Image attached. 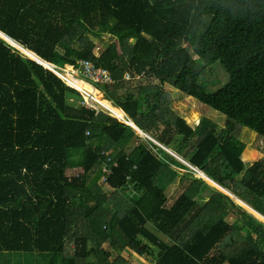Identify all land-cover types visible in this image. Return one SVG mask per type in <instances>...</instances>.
<instances>
[{
	"label": "trees",
	"instance_id": "16d2710c",
	"mask_svg": "<svg viewBox=\"0 0 264 264\" xmlns=\"http://www.w3.org/2000/svg\"><path fill=\"white\" fill-rule=\"evenodd\" d=\"M113 18L110 33L134 47L130 59L78 44L85 34L100 38ZM0 34V264L15 254L26 264H128L118 254L110 260L125 249L150 264H264V222L204 180L264 215V163L242 161L245 144L234 134L247 127L264 139V0H0ZM125 34L135 35L133 44ZM67 36L70 46L62 44ZM81 61L113 79L102 89L114 106H102L207 177L110 113L86 107L49 70ZM215 63L227 80L209 92L199 80ZM138 78L158 83L133 85ZM167 86L224 116V128L202 120L193 129L173 111ZM178 178L193 183L168 204L166 189ZM107 192L130 202L103 213Z\"/></svg>",
	"mask_w": 264,
	"mask_h": 264
},
{
	"label": "rangeland",
	"instance_id": "374dc122",
	"mask_svg": "<svg viewBox=\"0 0 264 264\" xmlns=\"http://www.w3.org/2000/svg\"><path fill=\"white\" fill-rule=\"evenodd\" d=\"M113 19H114V22H112L111 25L108 26V23H107L108 21H106L103 28H101L99 30V32L102 34V36L100 38H89L88 36H85L86 35L85 34L79 38L78 44L80 46L88 49L89 51L93 52L96 56H98L105 48H107L114 57H116L117 55H123L126 59H130L132 56V52H133L134 47L133 46H122L120 34L110 33L111 28L113 26H115V24H116V19L115 18H113ZM76 25L78 26V28L83 33L86 31V27L81 25V23L77 22ZM1 36H3V35H1ZM124 36H128L130 38L131 44H133V42L135 41L134 40V38H135L134 34H125ZM8 42H10V41H8ZM72 43H73V40L70 36L65 37L64 40L62 41V44H64L65 46H70ZM11 44L14 45L13 43H11ZM14 47L16 49H18L23 55L28 56L23 51L24 49L22 47L19 46V48H18L15 45H14ZM126 48H131V52L129 53ZM60 69H62V68L56 69L55 66H52V68H51V70L60 71L61 74H65V75H61V76L68 77L69 80L72 79L75 81L76 80L77 81H83V82L91 85L92 90L88 92L85 90L77 89L71 83V85L73 87H75L77 90L81 91L82 94H84L85 98H83V99H85V101H84L85 104L94 106L97 110L102 109L105 112H108L112 116L116 117L119 121L123 122L125 125H127V123H125L124 121L119 119L116 115L111 113L109 110L105 109V107L102 106L101 103H99V100H103V101H106L109 105L114 106V104H112L111 101L104 99L105 94L103 91L104 89H102V86H106L105 84L97 86L98 84L92 83L89 79L84 78L82 75V72L77 70V68L66 67V68H63L65 71L63 69L62 70H60ZM74 74H76V75H74ZM128 76L129 75H127L125 73L123 75V79L125 81L131 80L130 78H128ZM226 80H227V77H226L225 72L222 70V68L220 67V65L218 63H215L207 69L205 74L200 78L199 82L203 86H205V88L209 92H215ZM137 83H142L143 85H148V86H154L158 82L155 80H147L146 78H138L137 80H135L133 82V85L134 84L136 85ZM107 85H110V84H107ZM166 90L168 91V93L170 95L171 99H170L169 104L173 108V111H175L177 113V115L181 116L184 119V121L189 126H191L193 129H195L200 124V122L202 120H205L209 124L211 123L210 125H212V126L215 125V128L218 131L224 128L225 122H226L224 116H222L219 113H217L216 111L210 109L208 106L201 104L196 99H194L192 97H187L186 95H183L182 93L173 89L170 86H167ZM86 93L88 95H86ZM194 113H196L198 115L197 119H192V116H193L192 114H194ZM137 133H138V131H137ZM138 134L141 135L142 137H144L145 139L153 141L154 144L157 145L158 147L166 148L165 146H161L159 143L155 142L154 139L151 138L150 135L144 134V133L143 134L138 133ZM234 134H236L238 139L243 144H245V149H243L242 154H241L242 161H245V163L248 165H252L258 161L264 163V139L262 137L258 136L256 133H254L253 130H251L250 128H247V127L236 128L234 131ZM167 151H169L171 154L175 155L176 158L179 161H181L183 164H185V163H186L185 165L190 164L183 157H180L177 154H175V152L172 151L171 149H168ZM103 171H105V173L107 172L106 170H103ZM70 173H72V171H70ZM181 173H183V170L181 171ZM197 174H198V177H202L200 175V173H197ZM103 178L104 177L102 176L98 180L99 184H101L103 189L108 191L107 185L105 184ZM204 180L206 181V183L208 185L216 187L219 190L223 191V193L228 195L235 202L239 203L240 205H242V207H245L247 210H249V212H251L254 216H256V218L258 220L264 222L263 220H261L257 216V214L255 213V212H257L256 210H254L255 211L254 212L250 208V206L246 205L245 202H242L239 199H237L228 189H226L223 186L220 187L219 186L220 184L211 183L206 178H204ZM192 183H193L192 179H183V178H178L175 182L171 183L166 189V194L168 197V202H166V203H168V204L172 203L174 201V199L179 194H181L184 190H186ZM203 189H204V186H200V189L198 191V195L201 193V191ZM107 193H108V194H106L107 196H105V198L103 199L104 203H101V206H100V207L103 206L102 211H101L103 213L106 212V209H111L112 211L117 210V209H122L123 207H126L130 202L129 199L126 198L124 193H121V192H112V193L107 192ZM139 207H140V209L143 210V212H146L145 215L147 217L150 216L149 214H151V212L146 211L145 207L140 206V205H139ZM259 214H261V213H259ZM222 215L224 216V218L229 223L235 224V226L238 228L241 227V221L236 219L237 215L231 214L230 212H227V211H224L222 213ZM262 216H264V215H262ZM182 234H183L182 236L186 235V233H182ZM73 239H71V240H73ZM183 239H185V237ZM69 241H70V239L67 240L65 243L64 252L67 256H72L74 254V249H75V239L73 240V242H69ZM143 241L146 243L145 240H143ZM68 244H70V246ZM108 245H109L108 242H106L105 244L102 245V248L107 249ZM67 246H68V248H66ZM214 252H212V254ZM117 254L119 257L126 259L125 261L128 264H150L151 262H153V260H151V257L138 256V255L130 252L127 249L123 250L120 253H113L112 256L110 257V260H113V258H115V256ZM11 258L14 259L12 261V263H8V262L3 263L2 262L1 264H26L24 261L25 258H24L23 254L22 255L21 254H15V255L11 256ZM91 260H92V257H91ZM97 260H98V258L96 257V261ZM8 261H10V260H8Z\"/></svg>",
	"mask_w": 264,
	"mask_h": 264
},
{
	"label": "built area",
	"instance_id": "2783aa9c",
	"mask_svg": "<svg viewBox=\"0 0 264 264\" xmlns=\"http://www.w3.org/2000/svg\"><path fill=\"white\" fill-rule=\"evenodd\" d=\"M58 69V68H56ZM55 70V69H54ZM54 70H51L55 75H57L58 77H61L70 87L74 88L75 90H77L75 87H73L71 85V82L69 80L68 77H65V76H61V75H65V74H61L60 71H54ZM62 70V69H60ZM64 70V69H63ZM77 70H79L80 72H82V75L84 78H87L89 79L92 83H95V84H98L97 86H100V85H107V84H111L113 82V79L112 77L110 76V74L104 70V69H101V68H96L94 67V65L88 61H81L80 63V68H77ZM65 71V70H64ZM84 80V79H83ZM79 91V90H77ZM81 93V91H79ZM82 94V93H81ZM86 95H88L86 93ZM82 97H84V94H82ZM85 99H83V104L86 106V107H89V108H94L96 109L94 106H91V105H87L85 104ZM105 109H107L105 107ZM97 110V109H96ZM246 205H248L247 203H245ZM250 206V205H248ZM250 208L252 210H255L253 207L250 206ZM258 212V211H257Z\"/></svg>",
	"mask_w": 264,
	"mask_h": 264
},
{
	"label": "water",
	"instance_id": "95a60500",
	"mask_svg": "<svg viewBox=\"0 0 264 264\" xmlns=\"http://www.w3.org/2000/svg\"><path fill=\"white\" fill-rule=\"evenodd\" d=\"M6 36V35H5ZM6 38V40H7V38H9V40L11 41L12 40V38H10L9 36H6L5 37ZM8 41V40H7ZM29 57V56H28ZM30 58V57H29ZM31 60H33V61H35V62H37L38 64H40V65H42V66H44L45 68H47L44 64H42V60L41 59H32L31 58ZM53 66V65H52ZM49 69V68H48ZM49 70H51V69H49ZM125 123H127V122H125ZM127 125H129V126H131L132 128H134L136 131H138V133H140V134H143L142 133V131L141 130H139L135 125H134V123H127ZM164 148V147H163ZM164 149H166V148H164ZM166 150H168V149H166ZM169 152V151H168ZM186 164V163H185ZM189 167H190V164H187ZM191 168L192 169H194L195 170V168H193L192 166H191ZM221 187V186H220Z\"/></svg>",
	"mask_w": 264,
	"mask_h": 264
},
{
	"label": "clouds",
	"instance_id": "9594fccd",
	"mask_svg": "<svg viewBox=\"0 0 264 264\" xmlns=\"http://www.w3.org/2000/svg\"><path fill=\"white\" fill-rule=\"evenodd\" d=\"M193 167V166H192ZM190 168H191V165H190ZM193 168H195V167H193ZM192 169V168H191ZM194 170V169H193ZM195 172H197V173H200L201 171L200 170H198L197 168H195V170H194ZM203 173V172H202ZM204 174V173H203ZM204 176H205V174H204ZM207 177V176H206ZM203 178V177H202ZM209 178V177H208ZM210 179V178H209ZM212 180V179H211ZM215 182V181H214ZM216 184H218V183H216ZM219 186H221V185H219ZM222 187V186H221ZM257 211V210H256ZM260 213V212H259Z\"/></svg>",
	"mask_w": 264,
	"mask_h": 264
},
{
	"label": "crops",
	"instance_id": "0c3cea01",
	"mask_svg": "<svg viewBox=\"0 0 264 264\" xmlns=\"http://www.w3.org/2000/svg\"><path fill=\"white\" fill-rule=\"evenodd\" d=\"M119 107V106H118ZM120 108V107H119ZM121 109V108H120ZM122 110V109H121ZM123 111V110H122ZM124 112V111H123ZM125 113V112H124ZM126 114V113H125ZM127 115V114H126ZM128 116V115H127ZM129 117V116H128ZM132 121V120H131ZM133 123V122H132ZM4 260H2V262H3Z\"/></svg>",
	"mask_w": 264,
	"mask_h": 264
},
{
	"label": "bare ground",
	"instance_id": "6f19581e",
	"mask_svg": "<svg viewBox=\"0 0 264 264\" xmlns=\"http://www.w3.org/2000/svg\"><path fill=\"white\" fill-rule=\"evenodd\" d=\"M74 75H76V74H74ZM202 172H200V174H201ZM202 176H204V174H201ZM205 177H206V175H205ZM212 182H214V181H212ZM215 183V182H214Z\"/></svg>",
	"mask_w": 264,
	"mask_h": 264
}]
</instances>
